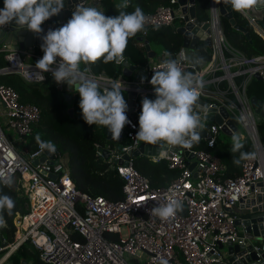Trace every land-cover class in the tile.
Here are the masks:
<instances>
[{
  "label": "built area",
  "instance_id": "obj_1",
  "mask_svg": "<svg viewBox=\"0 0 264 264\" xmlns=\"http://www.w3.org/2000/svg\"><path fill=\"white\" fill-rule=\"evenodd\" d=\"M174 1L177 0H171ZM219 1L207 0L209 16L205 20L208 22V31L205 32L211 39L209 57L200 64L196 58L182 57L181 47L176 54L179 57L174 59L183 71L192 72L203 81L199 97L207 105L198 103L194 109L199 110L203 123L201 129L205 130L200 138L213 146L222 124L214 119L208 120L207 114L211 108L216 109L212 111L215 114L219 107L224 106L228 116L244 127L253 145L254 158L242 161L241 171L236 176L224 177L225 165L217 155L205 149L182 146V152H179L175 146L163 147L162 155L156 153L151 157L156 161L165 159L168 166L177 169L178 173L166 186H153L134 166L131 156L126 163H114L123 179V196L110 200L103 195H90L75 186L69 174L66 154L56 151L52 158L34 162L33 159L38 160L45 154V149L37 144L32 151L26 147L19 151L12 139L0 129V170L20 181L27 197L26 211L13 220L14 240L0 246V264L6 262L7 257L26 240L38 249L40 259L48 264H160L161 257L167 259L168 264H213L221 256L219 241L241 240L235 224L237 214L230 208L250 191L257 193L256 182L259 180L264 187V138L258 125L260 120L246 93V85L252 78L259 77L264 81V53L247 56L230 44L224 33ZM101 2L83 0L79 4L101 9ZM145 15L148 18L147 30L140 32L144 38L150 29L172 25L177 17L181 23L186 16L193 20L182 12L179 3L176 7L160 4ZM242 16L264 38V28L256 18L248 13ZM7 27L9 25L2 26L0 30ZM49 29H55V25L44 27L43 35ZM29 48L31 51L26 50L22 54L19 49L0 46L6 60L0 67V73L16 72L28 81L43 80L51 75L40 71L36 62L24 57L41 59L44 55L41 44ZM169 55L161 50L139 67L145 72V78L136 82L134 88L136 96L132 112L136 116L126 113L129 123L122 130V135L129 137L130 142L123 145L120 152L108 149L110 157L107 160L120 158L124 152L137 148L138 108L147 94H154L150 83L153 68L159 69ZM59 60L57 57V63ZM87 68L102 89L110 88L117 80L126 93L132 89L129 86L132 78L127 79L123 74L110 75L104 70L95 73L89 66ZM56 87L64 88L63 84L57 83ZM0 99L5 106L6 126L22 138L31 133L32 124L40 117V107L22 102L16 89L2 82ZM240 117L244 119L240 120ZM95 146L96 154L103 157L102 148L105 147L97 142ZM171 199L183 202V212L178 211L166 221L149 213L151 208ZM260 247L264 249V242L256 246Z\"/></svg>",
  "mask_w": 264,
  "mask_h": 264
},
{
  "label": "clouds",
  "instance_id": "obj_2",
  "mask_svg": "<svg viewBox=\"0 0 264 264\" xmlns=\"http://www.w3.org/2000/svg\"><path fill=\"white\" fill-rule=\"evenodd\" d=\"M129 2L121 0L116 5L119 15L115 17L106 16L97 6L79 4L67 23L49 29L43 35L41 49L44 55L36 61L37 69L50 72L58 85L66 83L70 91L79 94V107L88 125L107 128L111 138L117 141L129 123L124 89L119 80L112 82L110 88L102 89L99 82L89 75L87 66L99 60L105 64H123L129 39L146 32L148 18L140 6L137 5L132 12L120 10L128 8ZM258 2L264 4V0H224L234 11L244 15ZM64 8V0H4V7L0 8V27L15 21L19 28L39 35L43 33L42 24ZM57 57L60 58L59 63ZM153 71L150 83L156 98L144 97L142 100L136 139L161 148L191 147L193 142H199V129L203 127L200 115L194 110L198 106L203 81L194 73L183 71L178 61L172 58L165 59L159 69L153 68ZM36 141L41 149L55 152L52 142L41 140L39 135ZM231 141L230 152L239 153L238 156L233 155V165L240 166L242 161L254 158V153L242 151L244 145L239 133L233 132ZM0 183L11 188L14 180L0 170ZM14 208L13 197L0 190V227L6 224L4 214L11 217ZM182 210L183 202L171 199L151 208L149 213L166 221ZM160 264H168V260L161 257Z\"/></svg>",
  "mask_w": 264,
  "mask_h": 264
},
{
  "label": "trees",
  "instance_id": "obj_3",
  "mask_svg": "<svg viewBox=\"0 0 264 264\" xmlns=\"http://www.w3.org/2000/svg\"><path fill=\"white\" fill-rule=\"evenodd\" d=\"M120 2L117 0H102L101 9L99 10L103 11L106 16H118L119 12L116 9V5ZM160 4H170L175 7L178 5L177 1L171 2V0H130L129 7L120 10L132 12L138 5L146 14L153 12ZM0 5L4 7V0H0ZM206 6L207 0L196 1L195 14L202 21L207 20L209 16ZM233 17L236 23L245 28V31L234 27L229 22V19L222 15L224 33L230 44L247 56L264 53V38L259 35L241 13L233 10ZM180 23L181 19L177 17L172 25H162L149 30L145 38L155 52H157L156 46H158L160 51L164 50L170 54H177L183 44L182 35L176 31V26ZM63 24L65 23H55V29ZM246 32L249 33V36L246 35ZM139 35L140 33H137L136 36L129 39L124 52V58L138 68L149 59L144 45L137 40ZM197 47L204 58L209 57L210 47L204 40H200ZM5 63L4 51H0V67L5 65ZM88 66L95 73L104 70L114 76L123 74V64L114 62L105 64L102 60H99ZM81 67L84 68L85 66L81 65ZM124 77L131 79L132 75H124ZM0 82L11 85L16 89L22 102L34 103L40 107V117L32 124L31 133L26 135L25 146L29 151L36 148L38 144L36 136L39 135L41 140L50 141L55 145V152L59 151L67 155L69 174L79 190L90 195H103L110 200L122 198L123 179L117 173L115 164L112 161L96 154L95 143L97 142L113 152H120L122 146L130 142L129 137L121 134L120 140H113L111 133L106 131L103 126L88 125L83 120L82 111L79 107V94L69 89L56 87V82L52 75L48 74L43 80L28 81L20 74L10 71L0 73ZM64 91L72 93L70 103L65 99ZM246 93L249 97H255L264 103V81L260 78H252L246 85ZM123 95L127 99V93L124 90ZM145 97L153 100L156 98L154 94H147ZM70 108H72V114L69 110ZM138 111L141 114L142 104L139 106ZM258 125L262 138H264V119H261ZM241 138L244 145L242 151L252 152L253 145L249 136L244 133ZM192 145L195 148H202L217 155L225 165L223 170L224 177L236 176L241 171L242 162L240 166H235L232 163L233 155L238 156L239 153L233 154L230 152L232 141L229 137L222 138L218 134L213 146H209L202 138H200L199 142H193ZM131 158L134 166L149 179L150 184L153 186H166L178 173L177 169H172L168 166L165 159L156 161L145 154L132 155ZM0 190L12 196L15 200L13 215L8 217L5 213L6 224L4 227H0L1 246L2 241L10 243L14 240L15 225L13 220L16 215L26 211L25 202L27 197L25 187L20 181L14 180L11 188L0 183ZM74 236L78 235L74 234ZM113 237L117 236L113 235ZM22 260H27L31 264H48L40 259L38 249L29 240L21 243L7 257V262L10 264H20Z\"/></svg>",
  "mask_w": 264,
  "mask_h": 264
},
{
  "label": "water",
  "instance_id": "obj_4",
  "mask_svg": "<svg viewBox=\"0 0 264 264\" xmlns=\"http://www.w3.org/2000/svg\"><path fill=\"white\" fill-rule=\"evenodd\" d=\"M83 0H65V8L61 10L58 15L50 17L47 21L42 24V28L46 27L48 24H55L57 22L67 21L72 17L73 12L79 3ZM181 5V10L186 15L193 17V20L187 19L182 21L178 26H176V31L180 33L183 37V50L181 56L185 58H196L199 63L205 62L202 52L197 47L200 40H204L208 46L211 45V39L208 36V22L202 21L196 17L195 14V4L196 0H177ZM187 3H189L187 5ZM220 13L229 19V22L236 28L245 31V28L240 24L236 23L233 17V9L231 5L224 3V0L219 1ZM250 16H254L257 22L264 28V4L259 2L254 5L251 9L247 10ZM249 36V33L246 32ZM43 33L37 35L27 29L19 28L15 21L9 24V27L0 30V44H3L6 48L19 49L22 54L26 52V49L30 46H35L43 43ZM12 39H16L18 42L11 43ZM138 41L144 43V48L148 57H154L156 52L151 47L149 41L143 36L139 35L137 37ZM178 55L170 54L169 58H178ZM122 73L124 75H132V81L129 86L132 89L127 92V104L128 110L126 113L136 116L132 112L133 99L136 96V90L134 88L137 86L136 82H140L145 78V72L138 68L136 65L129 63L124 60ZM259 78V77H257ZM63 95L68 103L71 102L72 93L64 91ZM252 105L257 113V119L261 120L264 118V103L261 100H257L255 97H250ZM198 103L202 105H207V102L199 97ZM219 112L213 113L216 109L211 108L210 112L207 114V119H214L216 122L221 123V130L225 133L232 134L233 132H239V128L232 118L228 116V111L224 106L218 108ZM72 114V108L69 109ZM213 111V112H212ZM198 113L199 110H196ZM225 120V122H223ZM139 123V119H137ZM106 131H109L106 128ZM205 130H200V137H203ZM179 152H182V146H175ZM103 158L109 159L110 151L107 148H102ZM164 153V149L155 145H148L144 142L139 141L136 149L128 150L122 154L120 158L112 157L110 160L113 163H126V161L132 156L137 154H145L151 156L153 154ZM186 153V151H184ZM193 154H190L192 156ZM52 158V153L45 149V154L37 159L36 161H43L46 158ZM192 167L193 164H190ZM54 175V174H53ZM256 187L259 190L257 193L250 191L246 197L240 198V200L234 203L230 210L237 213V218L235 224L239 227V233L242 236L241 240L228 239L226 241H219L220 258L213 264H264V249L256 248L264 242V187L263 182L259 180L256 182ZM259 187V188H258ZM6 242L2 241L1 245H5ZM3 264H8L4 262ZM20 264H28L27 260H22Z\"/></svg>",
  "mask_w": 264,
  "mask_h": 264
},
{
  "label": "crops",
  "instance_id": "obj_5",
  "mask_svg": "<svg viewBox=\"0 0 264 264\" xmlns=\"http://www.w3.org/2000/svg\"><path fill=\"white\" fill-rule=\"evenodd\" d=\"M118 2L119 1H121V0H117ZM64 5H65V0H64ZM57 23H62V22H57ZM64 23V22H63ZM12 42H14L15 44H16V42H18L16 39H12L11 40V43ZM0 46H3V44H0ZM37 46V45H36ZM27 51H31V49L30 48H27L26 49ZM25 59L26 60H29V61H32V62H36V61H38L40 58L39 57H36V56H28V55H26L25 56ZM4 103L1 101V99H0V129L5 133V135L7 136V137H9V139H12V141H13V139H17V133L15 132V131H13L12 129H10V128H8L7 126H6V116H5V109H4ZM10 130H12V132L10 131ZM18 137H19V139H21L22 137L21 136H19L18 135ZM25 140V139H24ZM22 142V141H21ZM23 143V142H22ZM26 146L24 145L23 147H21L22 148V151H23V149L25 148ZM20 148V149H21ZM237 214V213H236ZM238 230H239V227H238ZM6 263H8V264H10L9 262H7L6 261ZM28 264H31V263H28Z\"/></svg>",
  "mask_w": 264,
  "mask_h": 264
},
{
  "label": "rangeland",
  "instance_id": "obj_6",
  "mask_svg": "<svg viewBox=\"0 0 264 264\" xmlns=\"http://www.w3.org/2000/svg\"><path fill=\"white\" fill-rule=\"evenodd\" d=\"M176 24V23H175ZM156 49H157V55L159 54V51L160 50H158V49H160V48H158V46H156ZM26 56V55H25ZM24 56V57H25ZM63 86H64V88L67 90V89H69L68 88V85L65 83V84H63ZM237 126H238V128H239V134L240 135H242V134H244V133H246L245 132V129H244V127L241 125V124H237ZM11 132H12V130H10ZM225 132H223L222 130H220L219 132H218V134H219V137H222V138H224V137H229V139H231V137H232V134H229V133H226V134H228V135H226V134H224ZM17 135V139L15 138V139H13V143H14V146L19 150V151H22V148L21 147H23L24 145H26V136L25 137H23V138H21V139H19V137H18V134H16ZM25 139V140H24ZM23 143H22V142ZM21 148V149H20ZM24 155L26 156V154L24 153ZM123 231V230H122Z\"/></svg>",
  "mask_w": 264,
  "mask_h": 264
}]
</instances>
